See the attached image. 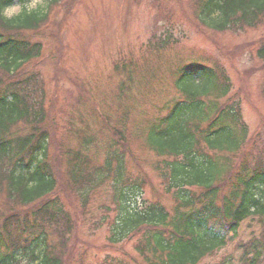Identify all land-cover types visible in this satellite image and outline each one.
Here are the masks:
<instances>
[{"label": "trees", "instance_id": "1", "mask_svg": "<svg viewBox=\"0 0 264 264\" xmlns=\"http://www.w3.org/2000/svg\"><path fill=\"white\" fill-rule=\"evenodd\" d=\"M17 1L21 12L11 21L0 20V264H69L71 252L92 250L78 238L79 226L88 221L105 226L106 248L122 247L124 254L123 260L106 256L99 264H207L240 239L247 221L261 234L238 242V263L263 264L264 195L257 191L264 188V124L250 131L243 98L234 93L224 61L205 59L195 50L184 52L196 57L176 55L169 64L177 67L176 95L140 127L145 146L159 158L153 168L174 198L169 211L146 199L149 177L140 171L126 127L112 126L106 114L93 112L101 123L100 139L82 115L76 119L80 126L70 116L65 122L76 143L60 137L58 122L53 126V96L38 69L50 59L44 57L46 38L56 40L52 54L68 49L64 35L51 31L64 22L50 21L48 9L60 0L46 11H31L29 0ZM14 3L0 0V9ZM193 12L199 25L218 33L263 31L249 48L264 65V0H197ZM179 43L167 28L145 45L162 54ZM131 160L142 173L133 171ZM101 191L109 196L94 210ZM132 241L133 254L126 250ZM73 264L85 261L81 257Z\"/></svg>", "mask_w": 264, "mask_h": 264}, {"label": "rangeland", "instance_id": "2", "mask_svg": "<svg viewBox=\"0 0 264 264\" xmlns=\"http://www.w3.org/2000/svg\"><path fill=\"white\" fill-rule=\"evenodd\" d=\"M52 1L30 0L27 9L33 11L41 8L46 11ZM196 2L60 0L48 10L50 21L64 22L61 27H54L51 31L59 32L61 37L64 35L63 43L68 49L60 54L56 51L52 54L56 40L46 38L44 57L50 55V59L47 58L38 66L46 82L49 98L53 96V126L54 120L57 121L58 132L64 142L70 145L76 143L65 124L69 116L80 126V121L76 119L79 120V115H82L99 139L102 137L101 123H97V119L91 115L93 112L106 114L112 126L126 127L132 152L142 166L140 171L149 177L145 189L146 199L159 202L169 211L175 205L174 198L165 192L164 184L153 168L159 158L145 146L140 127L157 117L163 104L176 95L173 77L177 67L169 65L175 62L176 55L195 50L205 59L224 61L233 82L234 93L243 98V115L250 131L253 133L264 124V65L257 59L255 51L249 48L253 46L251 43L260 39L263 31L240 36L205 28L199 25L194 15ZM13 8L17 16L21 6L15 2ZM162 11L163 14H160ZM167 28L179 40L178 46L159 54L145 45H149L156 32H167ZM185 52L183 59L197 56ZM60 55L63 59L57 65ZM224 55H227V59ZM131 68L133 73L130 70L129 74ZM56 69H64L65 72H58L57 75ZM91 99L94 101L91 102ZM129 162L138 174L140 171L135 168L134 162ZM257 193L259 197L263 196L264 188L258 189ZM107 196V191L99 192L92 203L94 210L105 203ZM71 201L79 207L76 200ZM95 217H101L99 211ZM92 225L88 221L78 228L79 240L88 243L92 250L83 255L71 252L69 264L81 257L85 264H99L98 260L106 256L123 260L122 247L117 251L106 248L108 231L105 226ZM260 234V227L255 222H245L239 232L240 239L210 256L205 263L227 264L226 259L234 257V264H239L238 242L250 241L253 235L260 237ZM135 242L132 241L126 247L132 254Z\"/></svg>", "mask_w": 264, "mask_h": 264}, {"label": "clouds", "instance_id": "3", "mask_svg": "<svg viewBox=\"0 0 264 264\" xmlns=\"http://www.w3.org/2000/svg\"><path fill=\"white\" fill-rule=\"evenodd\" d=\"M15 15H16V9L13 7H5L0 9V20L11 21V19Z\"/></svg>", "mask_w": 264, "mask_h": 264}]
</instances>
